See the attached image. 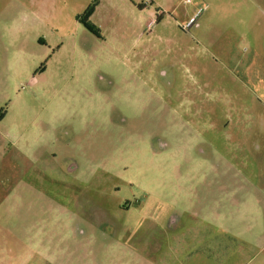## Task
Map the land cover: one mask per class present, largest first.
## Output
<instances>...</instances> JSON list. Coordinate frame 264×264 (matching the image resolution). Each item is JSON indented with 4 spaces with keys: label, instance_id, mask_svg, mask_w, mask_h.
Wrapping results in <instances>:
<instances>
[{
    "label": "rangeland",
    "instance_id": "obj_1",
    "mask_svg": "<svg viewBox=\"0 0 264 264\" xmlns=\"http://www.w3.org/2000/svg\"><path fill=\"white\" fill-rule=\"evenodd\" d=\"M0 264H264V0H0Z\"/></svg>",
    "mask_w": 264,
    "mask_h": 264
},
{
    "label": "trees",
    "instance_id": "obj_2",
    "mask_svg": "<svg viewBox=\"0 0 264 264\" xmlns=\"http://www.w3.org/2000/svg\"><path fill=\"white\" fill-rule=\"evenodd\" d=\"M92 6H93V4L89 6L88 10H91Z\"/></svg>",
    "mask_w": 264,
    "mask_h": 264
},
{
    "label": "built area",
    "instance_id": "obj_3",
    "mask_svg": "<svg viewBox=\"0 0 264 264\" xmlns=\"http://www.w3.org/2000/svg\"><path fill=\"white\" fill-rule=\"evenodd\" d=\"M200 11H198V13H199Z\"/></svg>",
    "mask_w": 264,
    "mask_h": 264
}]
</instances>
